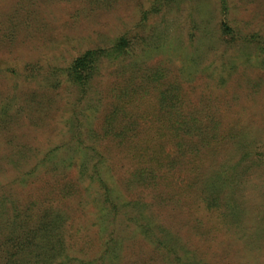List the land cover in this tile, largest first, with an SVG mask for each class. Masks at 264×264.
I'll return each mask as SVG.
<instances>
[{
  "label": "rangeland",
  "instance_id": "rangeland-1",
  "mask_svg": "<svg viewBox=\"0 0 264 264\" xmlns=\"http://www.w3.org/2000/svg\"><path fill=\"white\" fill-rule=\"evenodd\" d=\"M221 8L220 0H0V185L13 177V153L50 157L31 183L9 184L19 213L0 192V264H264V0H226ZM223 23L230 32L220 30ZM123 34L130 40L125 65L104 62L93 80L90 95L103 99L98 116L113 77L138 80L160 68L164 83L180 86L187 109H217V139L229 137L201 170L194 204L182 199L181 183L167 193L161 184H141L117 157L112 170L102 164L113 203L129 217L113 220V213L101 217L109 213L102 189L82 176L93 163L88 148L70 138L74 130L66 133L74 86L53 76ZM93 99L84 98L83 114ZM97 123L91 116L85 130ZM69 138L70 148L50 153ZM212 183L219 204L207 207L200 195ZM32 198L38 215L51 209V221L61 218L48 237L24 216ZM150 222L162 232L161 246L141 226ZM16 226L35 231V245H19Z\"/></svg>",
  "mask_w": 264,
  "mask_h": 264
},
{
  "label": "trees",
  "instance_id": "trees-1",
  "mask_svg": "<svg viewBox=\"0 0 264 264\" xmlns=\"http://www.w3.org/2000/svg\"><path fill=\"white\" fill-rule=\"evenodd\" d=\"M220 5L223 11L226 10V0H220ZM220 30L224 33L230 32L226 23L221 25ZM129 49L130 40L123 34L109 46L88 48L74 57L63 69L62 74L53 76L55 84L59 82V78H63L74 86L72 103L66 102L74 105L66 119V133L70 136L71 131L74 130V135L70 138L74 139L73 137L76 136L77 142L88 148L84 150L85 158L93 163L90 164L91 167L85 166L82 176L96 182L98 188L103 191L102 196L109 209L108 214L101 215L103 219H110L112 213L113 220L129 217L122 211L121 206L116 202L113 203L109 187L112 184L108 185L103 169L100 168L102 164L109 165V169L112 170L110 164L117 157L116 161L122 163L120 168L123 170L126 171L133 166V172H136L141 184L145 185L148 181H152L154 185L161 184L167 193L171 191L172 184L181 183V188L182 186L185 188L180 192L182 199L194 204L193 199H198L195 186L200 183L201 170L208 167L207 159L216 157L217 152L223 148L229 137L222 132L217 139V109L208 106L187 109L180 86L174 82L164 83L165 73L160 68L149 70L138 80L136 76L126 74L124 79L118 76L113 77V83L106 93L108 107L102 115L98 116L103 99L94 91V97L90 95L93 80L100 73V65L104 62L117 64V68L124 66ZM134 81H136L135 85ZM84 98L87 102L94 98L89 110L90 115L83 114L79 108ZM154 100L161 107L157 113L154 108L156 103L152 102ZM91 116L98 120V129L87 131L84 124H89ZM85 131H87L86 134H84ZM70 138L63 142L61 147L53 146L49 150L50 153L64 147L70 148L72 143ZM104 145H106L105 149ZM10 146L12 144L9 143ZM13 156L16 159L8 161V171H12L13 177H7V185H0V192L8 194L3 198L7 199V202L12 204V209L19 213V205L11 200L12 185L9 184L17 181L23 185L31 183L36 168L42 163H47L50 157L47 153L38 157L34 154L26 155L24 152L13 153ZM32 159L35 163L31 165ZM214 188L212 183L211 188L206 191L207 194L200 195L203 200H207V207H216L219 204V191L217 196L212 195ZM69 190L70 185L62 189V195L68 194ZM3 203L0 201V206H3ZM27 205H30V208L27 206L28 213L24 216L35 223L33 230L45 233L46 237L54 233L52 231L55 220L61 218L54 217L51 221L52 218L49 217L51 209L50 212L44 211L38 215L35 211L36 200L33 198L28 200ZM21 212H24V209ZM11 214L13 217V212ZM134 217L140 221L143 218L140 213ZM141 226L146 228L148 234L155 238L159 246L162 245V232L157 225H152L150 222L145 225L141 223ZM15 228L20 232L15 239L19 245L29 247L35 245L33 244L34 236L36 237L35 231L32 232V230L31 235V233H24L20 226ZM60 236L59 246H63L65 242L63 230Z\"/></svg>",
  "mask_w": 264,
  "mask_h": 264
}]
</instances>
